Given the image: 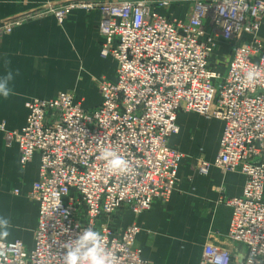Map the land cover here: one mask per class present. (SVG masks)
<instances>
[{"label": "built area", "instance_id": "obj_1", "mask_svg": "<svg viewBox=\"0 0 264 264\" xmlns=\"http://www.w3.org/2000/svg\"><path fill=\"white\" fill-rule=\"evenodd\" d=\"M76 8L100 12L101 55L117 61L116 80L93 77L102 95L93 108L75 89L34 97L26 125L5 130L22 167L40 155L28 193L39 217L33 248L0 240V264H63L62 244L87 228L101 233L119 264H151L136 246L138 224L118 232L112 215L125 206L138 215L170 200L184 158L169 141L180 131V111L224 123L218 155L200 159V173L215 166L246 176L241 195L220 198L232 207L229 233L204 245L200 263L264 264V0H66L2 18L0 44L27 19L51 12L62 21ZM250 69L258 76L248 85ZM105 148L133 174L106 171Z\"/></svg>", "mask_w": 264, "mask_h": 264}, {"label": "crops", "instance_id": "obj_2", "mask_svg": "<svg viewBox=\"0 0 264 264\" xmlns=\"http://www.w3.org/2000/svg\"><path fill=\"white\" fill-rule=\"evenodd\" d=\"M63 1L66 0H0V20ZM181 14L177 6L175 15ZM99 23L98 10L76 8L62 21L48 12L25 20L2 38L0 83L11 88L12 93L7 99L0 95V210L10 209L13 214L9 218L0 212V217L10 220L8 235L0 237L2 241L22 240L29 249L33 248L34 240L30 247L25 236L32 230L34 237L39 217V205L28 193L39 176L40 155L36 153L22 167L18 143L7 144L5 130H21L26 125V102L34 97L50 98L60 91L75 89L84 98L85 107L101 104L102 95L93 77L115 81L117 61L101 55ZM261 37L264 39V27ZM81 68L99 92V99L90 104V88L81 80ZM177 123L180 131L169 141L184 158L170 200L157 201L138 215L127 209L123 212L125 222L116 223L118 232L131 223L138 224L141 231L136 246L142 248L143 257L151 264H201L204 245L221 242L229 233L232 207L220 202V198L241 195L246 182V176L237 171L224 172L211 166L209 175H204L197 170L200 159H216L223 122L180 111ZM235 251H244V247L238 246Z\"/></svg>", "mask_w": 264, "mask_h": 264}, {"label": "clouds", "instance_id": "obj_3", "mask_svg": "<svg viewBox=\"0 0 264 264\" xmlns=\"http://www.w3.org/2000/svg\"><path fill=\"white\" fill-rule=\"evenodd\" d=\"M257 76L258 72L250 69L245 73L243 79L248 85H251ZM11 93V88L0 83V95L7 99ZM99 159L105 161L106 171L110 174H133L134 170L130 163L114 150L105 148L100 153ZM9 228L10 220L0 217V237H6ZM62 248L66 250L62 256L63 264H119L114 252L105 247L104 237L101 233L91 228L85 229L77 238L64 242Z\"/></svg>", "mask_w": 264, "mask_h": 264}, {"label": "rangeland", "instance_id": "obj_4", "mask_svg": "<svg viewBox=\"0 0 264 264\" xmlns=\"http://www.w3.org/2000/svg\"><path fill=\"white\" fill-rule=\"evenodd\" d=\"M222 54H223V62L219 63V65H223V67H225L227 65V62L229 61L230 59V52L229 50H227L225 48L224 51H222ZM103 58H111V57H103ZM81 65H83V61H80ZM80 77H81V80H84V84L86 86V84H88L89 88L90 89H87V91L89 92L88 94V104L92 103V101H94V99H99V92L96 90L95 87H93V85L91 84V79H90V76L87 77L86 73H85V70L83 68H81V72H80ZM127 209H129L127 206L125 207H122L120 208L118 211H116L112 217L114 218V222H116L117 224L119 223H124L125 222V214L123 212H125ZM1 213H3L5 216H8L9 218H12L13 217V214H12V211L10 209H8L7 211L2 208L0 210ZM33 240H34V237H33V231H29L26 236H25V241L26 243H29L30 247L33 245Z\"/></svg>", "mask_w": 264, "mask_h": 264}, {"label": "trees", "instance_id": "obj_5", "mask_svg": "<svg viewBox=\"0 0 264 264\" xmlns=\"http://www.w3.org/2000/svg\"><path fill=\"white\" fill-rule=\"evenodd\" d=\"M225 49H223L222 51H224Z\"/></svg>", "mask_w": 264, "mask_h": 264}]
</instances>
